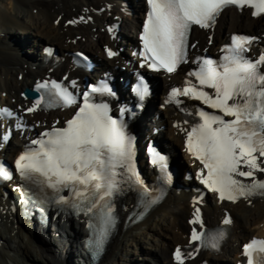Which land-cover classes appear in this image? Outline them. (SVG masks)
Masks as SVG:
<instances>
[{"label": "snow or ice", "instance_id": "obj_1", "mask_svg": "<svg viewBox=\"0 0 264 264\" xmlns=\"http://www.w3.org/2000/svg\"><path fill=\"white\" fill-rule=\"evenodd\" d=\"M147 3L150 11L140 37L143 42L140 55L150 61L148 67L168 73L175 72L181 63H187V36L192 25L211 27L227 6L247 4L255 9L254 15L264 13V0H147ZM231 39V47L225 49L227 54L222 60L205 59L198 63V70L188 73L196 78L198 85L186 81L183 89L173 88L168 102L179 104L177 97L185 96L222 113L201 109L198 112L201 122L187 132L186 143L188 151L207 170V175L203 171L197 174L201 183L218 193L221 201L235 202L241 197L264 196V180L255 175L264 173V159H261L264 158V71H261L264 55L253 61L245 56V45L251 41L238 36ZM108 55L115 53L109 50ZM52 87L57 89L65 105L76 103L71 93L56 84ZM205 88L212 89V93ZM110 91L106 86L92 88L93 93ZM136 91L140 100L148 95V86L142 78ZM39 104L37 100L27 111H35ZM108 111L106 104L92 103L85 95L83 105L73 119L67 121L66 127L44 132L43 138L33 141L38 147L26 151L15 161L24 180L46 184L57 194L67 189L80 204H86L87 212L95 209L101 213L106 223L111 222L112 209L102 202L118 186L117 175L129 174V179L134 177L135 183L148 192L135 171L132 138L126 133L123 122L113 119ZM0 114L11 115L7 109L0 110ZM153 155L158 157L153 163L160 162L162 171L166 169L165 157L155 152ZM0 179H11L10 171L3 164H0ZM57 202L69 203V199L60 195ZM74 206L80 205L74 203ZM190 223L203 227L198 208ZM223 223L230 221L225 219ZM204 235L193 228L191 241H201ZM222 235L219 233L212 239L218 240ZM102 242V239L97 240V246ZM212 246L215 247V243ZM244 254L247 264H264V240H251L245 245ZM185 255L190 253L177 247L176 264H184Z\"/></svg>", "mask_w": 264, "mask_h": 264}, {"label": "bare ground", "instance_id": "obj_2", "mask_svg": "<svg viewBox=\"0 0 264 264\" xmlns=\"http://www.w3.org/2000/svg\"><path fill=\"white\" fill-rule=\"evenodd\" d=\"M128 2L132 11L131 16H127L126 11L121 12L122 7L114 0H0V103L6 102L15 108L18 105L29 106L30 102L23 99L21 93L26 87H32L35 80L39 78L45 80L46 76L54 78L67 74L68 81L74 79L73 83L76 85V78L81 80L84 74L69 65L67 58L69 52L85 49L95 57L100 67L113 68L115 61L104 58L103 48H114L117 45V49L123 47L125 51L132 44L133 32L139 24L140 0H128ZM102 8L106 10L97 13ZM69 20H75V25H66ZM55 21H58V25ZM116 22L120 23L122 36L120 43L117 40L111 41L103 31L105 25H113ZM239 29L263 34L264 17L255 20L245 10L225 11L216 26L214 43L210 50L218 49L222 37ZM20 34L26 35L23 38L22 48L15 40ZM206 35L205 32L196 31L193 40L198 42L197 48L206 46ZM11 41H15L16 44ZM47 45L56 46L61 57L65 58V61L67 58V61L54 69L53 64L44 63L40 54ZM28 47L29 51L27 49L24 51ZM124 51L121 57L124 56ZM179 77L180 75H177L173 80ZM163 83L166 87L168 86L167 80L163 79ZM159 89H162V83ZM3 92L8 94L5 101L1 96ZM13 100L16 104L12 103ZM69 114V111L53 113L36 111L34 114L25 115V118L29 125H35L38 128V125L41 126L54 118L69 116ZM187 119L167 110L157 126L160 124L165 127L160 133L161 138L170 141L171 146L178 153L179 163L184 165L182 167L186 170H191L196 164H191L192 161L184 152L183 141L184 121ZM153 129L148 123H143V139L152 134ZM20 142L18 135H15L6 150L0 152V158L10 159ZM179 148L184 152L183 155ZM18 185V182H14L7 186L14 200L18 199V191L14 192L13 187ZM0 194H2L1 190ZM12 199L5 201L0 197V221L2 222L0 224V264H26L24 262L26 260L29 264H91L85 259L80 247L81 240L86 236L85 223L81 219L73 223L75 220L69 217L55 218L53 215L50 224L55 229L50 234V229L45 230L37 223L32 225L24 221L21 215H16L13 212ZM132 203L130 197L124 201L126 206ZM197 208L201 221L205 222L206 226L219 225L229 212V239L219 255L189 250L187 254L190 253V255L185 256V264H201L205 260L214 264H236L241 254V243L253 236L264 237V199L234 204L220 202L212 196L208 200H203L202 205H196L192 201V196L171 191L167 199L152 210L142 224L120 227L99 264H128L126 260L129 264H137L140 259L132 257L128 260L125 256L128 245H134L136 250L132 251L134 254H145L146 258H150L153 262L146 264H171L172 250L178 246L188 245L192 229L198 228L197 224L189 223V220H193ZM163 224L165 225L162 226ZM31 227L35 232L31 230ZM12 229L14 231H11ZM150 232H156L161 237L160 243L152 249L146 246L145 240L147 236L150 237ZM38 233L41 236H38ZM43 234L44 237H42ZM47 237H52L49 238L51 239L49 242Z\"/></svg>", "mask_w": 264, "mask_h": 264}, {"label": "rangeland", "instance_id": "obj_3", "mask_svg": "<svg viewBox=\"0 0 264 264\" xmlns=\"http://www.w3.org/2000/svg\"><path fill=\"white\" fill-rule=\"evenodd\" d=\"M15 26V25H14ZM20 30H22V29H20ZM240 30V29H239ZM2 33V32H1ZM27 34V33H26ZM1 35V34H0ZM25 37H26V35H25ZM28 51H29V47L28 48H26ZM25 51V50H24ZM19 54V53H18ZM17 54V55H18ZM20 57V56H19ZM21 58V57H20ZM165 224H163L162 226H164ZM259 227H260V225H259ZM31 230L33 231V232H35V230H33L32 229V227H31ZM141 229H139V231H140ZM178 230V229H177ZM11 231H14L13 229L11 230ZM51 232H53V228L51 227L50 228V234H52ZM177 232V231H176ZM151 233V232H150ZM156 233V232H155ZM154 232L153 233H151L150 234V237L149 236H147V239H145L146 241H147V243H146V246H148V248L149 249H152L153 248V246H155L156 244H158V243H160V241H161V237H160V235H157V233L155 234ZM38 236H41L39 233H38ZM52 236V235H51ZM42 237H44V234H43V236ZM54 237V236H53ZM49 238H52V237H47L46 239H47V242H49L51 239H49ZM55 238L56 239H58L57 238V236H55ZM151 239V240H150ZM131 244V243H130ZM136 244V243H135ZM127 249H126V252H127V254L125 253V256L127 257V259L128 260H130V259H132V257L133 258H138V259H140V261H138V263L139 264H141L143 261H144V258H146V255L145 254H138V255H136V254H134L132 251H136L135 250V247H134V245L133 246H127L126 247ZM25 250V249H24ZM149 251V250H148ZM27 252V251H26ZM151 252V251H150ZM30 256H31V254L30 253H28ZM128 255V256H127ZM72 258V257H71ZM148 258V257H147ZM22 259V261H24V259L23 258H21ZM3 260V259H2ZM135 260V259H134ZM118 261H119V257H118ZM136 261V260H135ZM149 261H151L150 260V258H149ZM26 264H29V262L26 260V261H24ZM152 262V261H151ZM6 263V262H5ZM126 263H128L129 264V261H127L126 260ZM137 263V264H138Z\"/></svg>", "mask_w": 264, "mask_h": 264}, {"label": "water", "instance_id": "obj_4", "mask_svg": "<svg viewBox=\"0 0 264 264\" xmlns=\"http://www.w3.org/2000/svg\"><path fill=\"white\" fill-rule=\"evenodd\" d=\"M25 92L27 93V95H28V96H31V97H33V96H34V95L31 93V91H30V90H26Z\"/></svg>", "mask_w": 264, "mask_h": 264}]
</instances>
